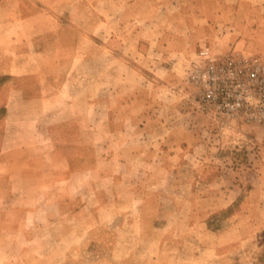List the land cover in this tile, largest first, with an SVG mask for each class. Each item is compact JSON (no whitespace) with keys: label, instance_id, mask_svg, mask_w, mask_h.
Wrapping results in <instances>:
<instances>
[{"label":"rangeland","instance_id":"374dc122","mask_svg":"<svg viewBox=\"0 0 264 264\" xmlns=\"http://www.w3.org/2000/svg\"><path fill=\"white\" fill-rule=\"evenodd\" d=\"M119 1L79 17L124 41L113 48L126 60L101 62L37 55L88 46L0 0V212L14 215L0 264H264V123L223 118L189 79L204 46L264 57V28L247 42V14L223 24L228 8L264 0H216L214 12V0ZM117 85L136 106L114 105Z\"/></svg>","mask_w":264,"mask_h":264},{"label":"crops","instance_id":"0c3cea01","mask_svg":"<svg viewBox=\"0 0 264 264\" xmlns=\"http://www.w3.org/2000/svg\"><path fill=\"white\" fill-rule=\"evenodd\" d=\"M198 1V0H197ZM112 2H120L119 0H20V6L19 10L23 14L22 15V21L32 22L35 24H32V27H35L38 30L43 31V34H51L49 33L52 30H66V29H73L74 32L71 34L73 36V39L70 41H64V45L69 43L70 46H74V48H78L80 45H82L83 42L86 43L88 46V52L84 54H80V56H70L67 55L62 50H58L57 52H53L48 44H45L43 49H38V54L41 56H45L46 58H50L53 61H62V60H78V61H90V60H100L103 61H109L110 59H114L117 62H123L126 60L124 53L120 52L121 50H114L113 45H121L123 41L122 37H114L110 38V36L106 37L103 33H96L94 31H88V22H84V20L79 19L81 15H85L87 13H94V11L99 10V6H102L100 8V13H108L110 11V3ZM130 5H136L137 0H130ZM57 3H65L64 8L61 10H56L54 5ZM215 3H219V1H212L213 12L217 9L215 6ZM113 4V3H112ZM148 4V2H147ZM152 5L155 7L158 6L156 2H151ZM202 4V3H201ZM205 4H203L204 6ZM104 6V8H103ZM4 8V5H0V9ZM216 8V9H215ZM231 9V11L229 10ZM230 11L233 15L231 17L232 19L223 23L228 28H236V27H242L244 20L248 18V22H245V25L247 28H252V32L249 33L247 38V42L250 41L252 38L255 37V33H257L258 29L264 28V17L262 14H260L264 9L262 6H254L251 3L245 2V3H238L233 7H230L227 9ZM179 11L182 13H185L188 11V8L185 9V7L182 6V2L180 1L179 5ZM247 14L244 20L239 19L237 15L241 14ZM100 19V25H106L108 19L105 15H102L98 17ZM252 21V24H250ZM214 23V22H211ZM256 24V25H255ZM87 29L86 32H83L81 30ZM63 36L64 34L61 33ZM232 38L235 40L238 37L232 34ZM245 39V38H241ZM240 40V41H241ZM122 41V42H121ZM136 44H139L137 41ZM52 51V52H51ZM98 51V52H97ZM54 53V56H49ZM73 54V53H72ZM107 70L101 71V77L108 76ZM60 76V75H59ZM58 76V78H59ZM61 77V76H60ZM25 80L24 78H22ZM57 79V78H56ZM24 83V82H23ZM120 85L116 86V104H114L117 108H124L125 105H131L136 106L139 102V94L134 92L132 94V98L128 101L125 100L124 92L119 90ZM60 87L58 88V90ZM23 92H26L27 90L22 88ZM103 88H101V93L104 92ZM107 93H104L108 95L109 88L108 84L106 86ZM92 97H88L86 99H91ZM101 106L103 104L109 105V99L108 97H101V99L98 101ZM114 106V107H115ZM103 107V106H102ZM139 116V115H138ZM137 116H135L136 118ZM134 118V117H133ZM57 153L59 156H67L66 152H60ZM9 200V198H8ZM18 215H20L22 212H17ZM60 213H51L46 217L48 220L55 219L57 217H60ZM21 217H25L23 215H20ZM14 217V215L10 211H4L0 212V243L2 241V238H4L5 233L11 232L12 225L10 224L11 218ZM4 236V237H3ZM0 252L7 253L8 250L6 248H2L0 244Z\"/></svg>","mask_w":264,"mask_h":264},{"label":"built area","instance_id":"2783aa9c","mask_svg":"<svg viewBox=\"0 0 264 264\" xmlns=\"http://www.w3.org/2000/svg\"><path fill=\"white\" fill-rule=\"evenodd\" d=\"M189 74L200 100L225 119L264 123V57L234 51L214 56L209 46Z\"/></svg>","mask_w":264,"mask_h":264}]
</instances>
